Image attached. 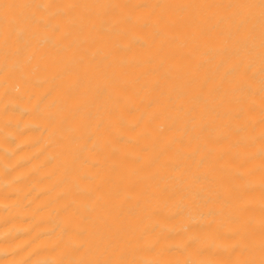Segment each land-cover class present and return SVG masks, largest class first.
<instances>
[{
    "label": "bare ground",
    "instance_id": "6f19581e",
    "mask_svg": "<svg viewBox=\"0 0 264 264\" xmlns=\"http://www.w3.org/2000/svg\"><path fill=\"white\" fill-rule=\"evenodd\" d=\"M0 264H264V0H0Z\"/></svg>",
    "mask_w": 264,
    "mask_h": 264
}]
</instances>
